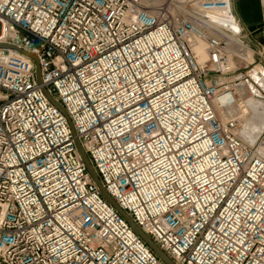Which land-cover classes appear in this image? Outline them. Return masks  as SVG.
<instances>
[{
	"label": "built area",
	"instance_id": "obj_1",
	"mask_svg": "<svg viewBox=\"0 0 264 264\" xmlns=\"http://www.w3.org/2000/svg\"><path fill=\"white\" fill-rule=\"evenodd\" d=\"M257 59L233 0H0V264H165L77 140L175 264H264Z\"/></svg>",
	"mask_w": 264,
	"mask_h": 264
},
{
	"label": "bare ground",
	"instance_id": "obj_2",
	"mask_svg": "<svg viewBox=\"0 0 264 264\" xmlns=\"http://www.w3.org/2000/svg\"><path fill=\"white\" fill-rule=\"evenodd\" d=\"M198 57L204 55L203 47H200L196 52ZM253 83V82H252ZM249 79L244 78L239 82V89L247 87L254 94V86ZM251 93V92H250ZM250 95V94H249ZM246 97V96H245ZM256 99V98H255ZM250 96L247 100L243 101L244 106H237L230 110L232 115L235 114H249L245 117V126L243 129V139L248 140L250 144H255L258 141L260 134L264 132V104L260 101H256ZM260 153L264 156V146L260 147Z\"/></svg>",
	"mask_w": 264,
	"mask_h": 264
},
{
	"label": "crops",
	"instance_id": "obj_3",
	"mask_svg": "<svg viewBox=\"0 0 264 264\" xmlns=\"http://www.w3.org/2000/svg\"><path fill=\"white\" fill-rule=\"evenodd\" d=\"M234 9L238 17L242 21L245 30L249 33V40L259 42L264 46L263 20L264 12L258 0H233ZM264 74V69L258 67L256 71L252 72V76L258 80L259 73Z\"/></svg>",
	"mask_w": 264,
	"mask_h": 264
},
{
	"label": "water",
	"instance_id": "obj_4",
	"mask_svg": "<svg viewBox=\"0 0 264 264\" xmlns=\"http://www.w3.org/2000/svg\"><path fill=\"white\" fill-rule=\"evenodd\" d=\"M8 48V47H5ZM37 76H38V80L40 81V69L39 66L37 68ZM51 99V98H50ZM52 103L55 104L56 106H58V103L56 104L52 99H51ZM76 144L79 148L80 154L82 156V159L85 161V164L87 166V169L89 171V173L92 175L94 182L97 184V186L102 190V194L103 197H105V199L110 202L116 209L118 212H120V214L122 216L125 217V219L128 221V223L130 224V226L132 227L133 230H135L140 236L141 238L145 241L146 244H148L151 249L153 250V252L158 256V258H160L162 261L165 262V264H175L169 257L166 256V254L164 252H162L158 246L153 243V241L147 237V235L140 230L137 225L131 220V218L129 216H127L124 211L119 207V205H117L116 202L113 201V199L108 195V193L106 192V190L104 188H102L101 183L97 177V175L95 174L92 165L90 163V160L87 159L86 154L83 150V147L80 145L79 141H76Z\"/></svg>",
	"mask_w": 264,
	"mask_h": 264
},
{
	"label": "rangeland",
	"instance_id": "obj_5",
	"mask_svg": "<svg viewBox=\"0 0 264 264\" xmlns=\"http://www.w3.org/2000/svg\"><path fill=\"white\" fill-rule=\"evenodd\" d=\"M259 59H257V63H256V67L258 68V67H261V65H259ZM257 68L256 69H253V66H251V67H249V68H242V70L241 71H238L237 72V76H239L238 78L240 79V81H242L241 79H244V78H246V79H249L250 80V82L252 83V79L254 80V81H256V79H255V77L254 76H252V72H253V70H257ZM241 75V76H240ZM239 81V82H240ZM253 84V86H254V94L252 93V91L250 90H248L247 89V87H243V89H241V95H242V97H243V101L244 100H247L248 98H250V96L251 97H253L256 101H260V102H262L263 104H264V91L261 89V88H259V86L255 83H252ZM251 92V93H250ZM250 94V95H249ZM246 96V97H245ZM247 117V116H246ZM245 119V118H244ZM243 126L244 127H246L245 126V120H244V124H243ZM258 139H260V140H262L263 142H264V132L262 133V134H260V137H258ZM246 140V139H245ZM247 142H248V140H247ZM263 146H264V144H263Z\"/></svg>",
	"mask_w": 264,
	"mask_h": 264
}]
</instances>
